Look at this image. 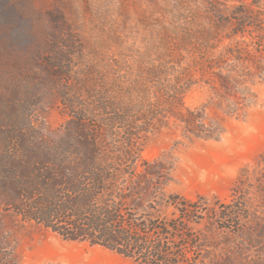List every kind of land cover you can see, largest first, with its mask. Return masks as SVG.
<instances>
[{
	"label": "rangeland",
	"instance_id": "obj_1",
	"mask_svg": "<svg viewBox=\"0 0 264 264\" xmlns=\"http://www.w3.org/2000/svg\"><path fill=\"white\" fill-rule=\"evenodd\" d=\"M14 4L30 32L49 11L71 29L67 100L98 145L128 154L133 174L119 181L146 252L157 255L159 245L172 264H264V0ZM236 7L242 26L232 19ZM24 57L34 62L33 50ZM42 92L30 111L33 132L71 131L64 101ZM97 100L132 107L126 131L109 121L115 108L90 107ZM235 205L239 216L224 221ZM0 264L141 263L64 240L0 203Z\"/></svg>",
	"mask_w": 264,
	"mask_h": 264
},
{
	"label": "trees",
	"instance_id": "obj_2",
	"mask_svg": "<svg viewBox=\"0 0 264 264\" xmlns=\"http://www.w3.org/2000/svg\"><path fill=\"white\" fill-rule=\"evenodd\" d=\"M242 11L236 7L232 16L240 26L244 24ZM217 17L220 22L227 19L222 13ZM35 19L40 27L30 32L25 12L17 8L14 0H0L3 210L11 211L22 221L42 225L64 240L99 245L141 264H172L161 246H153L158 254L152 255L146 252L141 239L134 237L140 228L128 217L125 204L130 198L125 184L119 181L133 174L128 154L98 145L95 134L83 123V111L67 100L70 94L65 83L70 81L72 60L65 50L76 48L71 29L62 15L53 19L50 11ZM27 47L34 52V62L24 57ZM34 64L36 71L31 70ZM257 70L264 75V62ZM43 89L59 95L70 116L72 130L57 138L33 132L30 125L31 108ZM90 107L99 112L115 108L109 121L124 131L127 118L134 112L130 106L99 100ZM241 207H230V213L222 219H236Z\"/></svg>",
	"mask_w": 264,
	"mask_h": 264
}]
</instances>
